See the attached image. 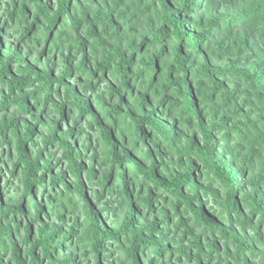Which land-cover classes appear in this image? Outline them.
<instances>
[{"label":"trees","instance_id":"obj_1","mask_svg":"<svg viewBox=\"0 0 264 264\" xmlns=\"http://www.w3.org/2000/svg\"><path fill=\"white\" fill-rule=\"evenodd\" d=\"M0 264H264V0H0Z\"/></svg>","mask_w":264,"mask_h":264},{"label":"rangeland","instance_id":"obj_2","mask_svg":"<svg viewBox=\"0 0 264 264\" xmlns=\"http://www.w3.org/2000/svg\"><path fill=\"white\" fill-rule=\"evenodd\" d=\"M4 180V178L3 179H1V181H3Z\"/></svg>","mask_w":264,"mask_h":264}]
</instances>
